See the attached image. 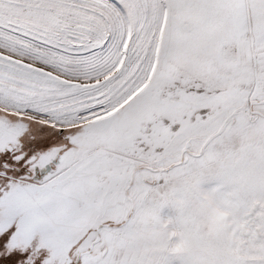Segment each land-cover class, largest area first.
<instances>
[{"label": "snow or ice", "instance_id": "obj_1", "mask_svg": "<svg viewBox=\"0 0 264 264\" xmlns=\"http://www.w3.org/2000/svg\"><path fill=\"white\" fill-rule=\"evenodd\" d=\"M0 264H264V0H0Z\"/></svg>", "mask_w": 264, "mask_h": 264}]
</instances>
